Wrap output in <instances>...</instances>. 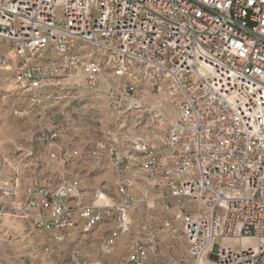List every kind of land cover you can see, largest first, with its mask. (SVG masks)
I'll use <instances>...</instances> for the list:
<instances>
[{"label": "built area", "instance_id": "1", "mask_svg": "<svg viewBox=\"0 0 264 264\" xmlns=\"http://www.w3.org/2000/svg\"><path fill=\"white\" fill-rule=\"evenodd\" d=\"M2 43L10 51L0 53V70L9 53L20 58L12 82L22 93L77 67L94 89L109 70L151 128H164L167 116L134 97L140 87L165 89L175 114L155 145L132 142L137 161L114 142L91 152L108 158L122 203L88 202L76 184H34L24 202L13 203L21 219L61 243L76 227L90 232L115 208L102 244L108 252L129 210L154 207L148 190L129 197L128 174L137 167L183 225L189 260L168 264H264V0H0ZM87 46L99 57L84 53ZM148 256L138 245L121 264H145Z\"/></svg>", "mask_w": 264, "mask_h": 264}, {"label": "rangeland", "instance_id": "2", "mask_svg": "<svg viewBox=\"0 0 264 264\" xmlns=\"http://www.w3.org/2000/svg\"><path fill=\"white\" fill-rule=\"evenodd\" d=\"M9 51L8 44H0V53ZM83 52L99 57L92 47ZM9 55L10 63L0 70V264H121L138 245H146L149 251L145 264L188 261L183 225L174 218L177 209L163 210L168 201L162 199L160 190L151 189V182L137 167L128 174L133 183L129 197L135 201L148 190L154 207L140 204L129 210L126 229L116 234L108 252L102 244L117 220L115 208L90 232L76 227L61 243L14 212L15 200L24 202L27 189L34 184L51 188L76 184L88 202L101 197L115 206L122 203L125 197L117 192L108 158L104 154L95 158L91 152L100 142H114L137 161L132 142L142 138L155 145L160 131L175 121V114L165 89L140 87L134 97L161 108L167 116L164 128H151L145 113L129 108L125 83L109 70L101 71L94 89L86 86L77 67L48 79L36 92L22 93L12 82L22 62ZM165 221L170 229L163 228ZM73 252L78 254L76 259H72Z\"/></svg>", "mask_w": 264, "mask_h": 264}]
</instances>
